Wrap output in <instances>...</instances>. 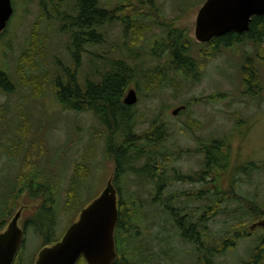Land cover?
I'll list each match as a JSON object with an SVG mask.
<instances>
[{
	"label": "rangeland",
	"instance_id": "374dc122",
	"mask_svg": "<svg viewBox=\"0 0 264 264\" xmlns=\"http://www.w3.org/2000/svg\"><path fill=\"white\" fill-rule=\"evenodd\" d=\"M206 1L99 0V6L109 12L114 10L117 12L113 21L106 23L101 30L104 34L102 45H83L80 81L84 84L86 79L98 80L100 74L109 68L107 64L110 61L127 60L130 65L135 66L138 77V82L132 85L125 95L126 98L130 90L137 93L138 102L133 107L136 113L135 123L139 126L137 132L140 134L148 130L157 120L164 123L169 131L164 149L170 151L173 160H176L172 164L174 168L185 175H193L199 171L202 168V155L188 154L182 150H195L198 140L210 142L214 139H224L231 145L233 170L251 167L253 164L261 168L264 164V51L255 49L248 41L244 45L235 46L222 56L207 57V60H204L205 54L215 53L210 47H204L203 50H206L204 54L201 56L199 52L194 54L199 60L198 81H187L173 72L170 84L167 82L154 90L144 84L143 75L146 71L162 67L166 62L162 61L163 55L153 56L154 45L160 50L163 46L161 41L169 37L172 31L184 33L194 43L196 42V21ZM14 2L16 10L8 32L6 30L0 35V72L11 80L14 88L10 95L0 91L1 123H6L5 125L0 123L2 157L0 203H3L12 188V181L14 182L19 171L18 164H14L12 159H7L2 149L4 145L10 147L8 140L15 139L14 128L17 125L29 126L30 135L23 138L31 139L41 129L43 122L47 120L51 122V125H47L49 131L46 140L49 142L48 148L51 149L52 155L45 156L39 164L45 168L44 163L50 159L57 162L53 170L65 169L69 174L81 160L84 146L91 140V129L96 127L98 134L103 133V129L91 114L61 110L60 105L54 102L53 81L58 75L65 80L63 72L57 66V60H60V66H64L66 70L74 71L75 68L69 49L72 48V36L76 30L71 29L70 21H61L57 14L67 12L75 17L72 9L76 1L14 0ZM129 46L136 51L131 54L128 51ZM248 56L255 59V67L261 80L262 91L257 93L260 95L249 94L246 85L242 83L240 69ZM130 57L135 59L131 60ZM32 58L41 61L39 69L31 67ZM214 96L216 98L211 99ZM187 103L190 104L189 109L173 115L175 110ZM16 139L19 138L16 136ZM29 143L31 144L30 141ZM100 145L92 160L94 178L87 182L84 193L88 196L82 197L84 201L97 195L113 172V165L105 160L104 145ZM28 148L27 144L26 149ZM258 169L252 173L248 172L250 174L239 172L233 176L236 179L235 188L238 196L264 205V170ZM232 177L223 183L226 189ZM123 178L125 202L132 204L131 208H134L135 204L142 206V214L151 217L146 224L140 225V231L144 234L140 235L141 240L144 239L151 251L157 254H160L163 247L171 251L168 262L162 259L155 260L152 264H189L188 247L180 242L178 230L170 224L164 227L165 221L170 218L164 214L162 203H152L155 200L154 186L139 183L133 175H124ZM200 187L184 182L175 183L165 192L163 198L165 200L173 194L179 196ZM64 195L62 191L61 200ZM185 202L186 199L183 197L173 201L176 209L180 208L176 211V216H179L178 213L185 215L188 209L196 207L193 203L187 206ZM241 207L238 202L225 203L222 214L211 223V234L223 235L229 232L231 227L248 223L250 215L244 211L237 212ZM158 212H163L161 217L153 218ZM3 213V207L0 205V220L4 219ZM68 219L69 216L63 213L59 216L57 233L61 238L69 228ZM24 220L25 218L20 220L21 227ZM159 224L164 227L163 230ZM158 237L169 238V245L159 243ZM256 237L253 235L245 241H240L233 251H227L226 256L218 262L238 264L242 260H248L255 247ZM42 247V239L33 228H30L18 257V264H34ZM185 257L186 263L183 261Z\"/></svg>",
	"mask_w": 264,
	"mask_h": 264
},
{
	"label": "trees",
	"instance_id": "16d2710c",
	"mask_svg": "<svg viewBox=\"0 0 264 264\" xmlns=\"http://www.w3.org/2000/svg\"><path fill=\"white\" fill-rule=\"evenodd\" d=\"M72 11L73 17L67 12L58 13L61 21L71 22V29L76 30L72 36V48L69 49L74 64V71L66 70L57 66L63 72L65 80L57 76L54 82L55 101L60 105L61 110L72 111L77 114H91L103 129L102 135L98 134L97 128L91 129L92 136L89 143L84 146V154L76 164L71 174L65 169L53 170L57 162L50 159L44 163L45 168L39 161L45 156H51L49 142L46 135L49 131L47 125L51 122H43L41 129L36 136L26 139L30 135L29 126L22 125L15 127V139H9L10 147L2 146L3 153L7 159L18 164V174L12 181V188L8 191L3 203L4 219L0 220V232L3 231L14 215L23 210V226L25 233L30 228L42 239L43 247L57 243L61 237L57 233L59 216L63 213L69 216L67 226H71L78 218L81 211L97 198L103 191L91 199L87 198V182L94 178L92 160L95 158L97 148L104 145L105 160L113 165V185L119 196V221L116 228L117 257L112 264H152L153 261L165 259L170 260V249L162 248L160 254L152 252L147 242L140 235V225L146 224L151 217L143 215V207L135 204H128L124 199L122 179L124 175H133L139 183L153 185L155 200L161 202L164 207V214L168 220L164 227L170 224L178 230L179 240L182 245L187 246V254L190 257L189 264H221L219 259L226 256L227 251H233L240 241H245L253 235L255 247L252 249L249 259L238 264H264V230L261 228L250 230V227L264 217V205L257 201L240 197L236 194V179L234 174L253 172L259 168L257 164L251 167L232 168V148L224 139L212 141H197L195 150H182L188 154H200L203 158L202 168L193 175H185L172 164L173 160L170 151L164 149L169 131L164 123L157 120L148 130L138 134L139 128L135 123L136 113L133 106L124 103L125 95L130 87L138 82L137 70L127 60H112L107 64L109 67L98 80L86 79L84 84L80 81L79 69L81 66V53L84 44L102 45L104 34L101 32L106 23L113 21L117 10L112 12L99 6V0H75ZM44 6V5H43ZM46 12V7L44 9ZM48 13V12H47ZM251 42L255 49L264 51V16L253 18L250 30L246 33H230L220 38L213 39L209 45L194 43L184 33L172 31L169 37L161 41L163 46L153 49V56L168 58L170 66H162L148 69L143 75L144 84L150 88L157 89L167 82L172 83L169 77V70L175 68L181 70L180 66L188 65L190 71L195 72L194 77L186 76L185 80L198 81L197 69L199 60L195 53L204 54V47H210L215 53L206 54L203 57L217 58L223 53L230 51L235 46ZM160 43V42H158ZM186 47L188 50H186ZM132 54L136 51L128 47ZM189 51V53H188ZM35 57V56H34ZM131 60L135 57H130ZM33 69H39L41 61L31 59ZM255 59L246 57L245 64L241 66L240 72L243 78V85H246L249 94H257L262 91L260 78L255 67ZM171 67V68H170ZM238 68V67H237ZM99 75V70H98ZM97 75V76H98ZM176 82V80L173 79ZM11 80L3 73L0 74V91L10 95L13 92ZM37 97V96H36ZM212 97L211 99H215ZM189 109L190 104L187 103ZM3 114V112H2ZM0 115V123H1ZM5 125L6 123H1ZM1 128V127H0ZM21 135L22 137H20ZM17 138L19 139H16ZM31 142V144L29 143ZM27 144L29 148H27ZM48 148V149H47ZM50 150V151H49ZM183 152V153H184ZM0 156V160H1ZM35 159V160H34ZM258 170H264V164ZM233 176V177H232ZM230 184L226 189L224 184L230 178ZM188 183L201 186L200 189L189 193H182L179 196L173 194L164 200L166 191L175 183ZM64 191L63 200L61 192ZM183 197L185 204L193 203L195 208L182 215L176 216L175 199ZM234 201L242 207L239 211L247 212L250 220L245 224H238L231 227V230L223 235L213 236L211 234V223L223 212L225 203ZM61 202H63L61 204ZM29 203V204H28ZM191 207V206H190ZM187 209L184 211L186 212ZM163 212L156 213L153 218L161 217ZM26 215L27 218H26ZM143 218V219H142ZM139 225H137V224ZM163 230V226L159 224ZM60 238H59V237ZM63 236V235H62ZM168 239L158 237L161 244H168ZM169 245V244H168ZM20 256V254H19ZM187 257V256H186ZM183 260L184 262L186 261ZM18 260L16 264H18ZM186 263V262H185ZM78 264H86L81 260Z\"/></svg>",
	"mask_w": 264,
	"mask_h": 264
},
{
	"label": "water",
	"instance_id": "95a60500",
	"mask_svg": "<svg viewBox=\"0 0 264 264\" xmlns=\"http://www.w3.org/2000/svg\"><path fill=\"white\" fill-rule=\"evenodd\" d=\"M12 0H0V33H3L13 16ZM264 16V0H207L198 13L195 38L209 43L230 33L243 34L250 30L255 17ZM138 102L137 93L131 90L125 98L127 106ZM185 107L178 108V115ZM23 210H19L5 230L0 232V264H15L23 246L25 232L20 226ZM119 221V196L108 181L102 193L89 203L67 230L62 240L42 249L35 264H112L117 257L116 228ZM264 230V217L250 230Z\"/></svg>",
	"mask_w": 264,
	"mask_h": 264
},
{
	"label": "flooded vegetation",
	"instance_id": "af4514ba",
	"mask_svg": "<svg viewBox=\"0 0 264 264\" xmlns=\"http://www.w3.org/2000/svg\"><path fill=\"white\" fill-rule=\"evenodd\" d=\"M12 6H13V9H14V13H15L16 7H15V2H14V0H12ZM13 16H14V14H13ZM12 18H13V17H12ZM11 20H12V19H11ZM10 23H11V21L7 24V28H6L7 32H8V29H9V25H10ZM212 42H213V41H212ZM212 42H210V43H208V44H204V45H209V44H211ZM186 50H188L187 47H186ZM188 53H189V51H188ZM205 55H206V54H205ZM163 59H164V60H162V61H166V62H164L165 64H164L163 66H166V67L170 66V63H171V62H169V59H168V58H163ZM170 68H171V67H170ZM180 68H181V70H176L175 68L172 67V69L168 71V72H169V77H172L173 72L176 73L177 76H180V77L183 78V79H184V78L186 79V76L194 77L195 72L190 71V67H189L188 65L180 66ZM196 69H197V73H198L199 67L196 68ZM190 80H191V79H190ZM190 80H189V81H190ZM187 81H188V80H187ZM35 263H36V261H35ZM35 263H34V264H35Z\"/></svg>",
	"mask_w": 264,
	"mask_h": 264
}]
</instances>
